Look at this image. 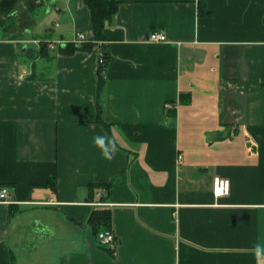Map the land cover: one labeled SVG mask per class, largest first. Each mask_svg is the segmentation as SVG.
<instances>
[{
    "label": "crops",
    "instance_id": "crops-1",
    "mask_svg": "<svg viewBox=\"0 0 264 264\" xmlns=\"http://www.w3.org/2000/svg\"><path fill=\"white\" fill-rule=\"evenodd\" d=\"M116 1L0 11V264H264V0Z\"/></svg>",
    "mask_w": 264,
    "mask_h": 264
},
{
    "label": "trees",
    "instance_id": "trees-1",
    "mask_svg": "<svg viewBox=\"0 0 264 264\" xmlns=\"http://www.w3.org/2000/svg\"><path fill=\"white\" fill-rule=\"evenodd\" d=\"M85 4L91 11L92 23H93V31L94 37L97 40H101L103 38L104 30L106 23L110 21L118 10V2L116 0H84ZM17 0H3L0 4V11L4 16L10 15L15 8ZM1 25V20H0ZM83 47V46H82ZM94 46L89 44L88 48L91 49ZM78 46H73L71 48H67L64 52L65 54H70L74 52ZM106 62V57L104 56V63L100 66L98 83L99 90H101L102 85L104 84V65ZM100 109V108H99ZM91 223L95 226H104L109 229L111 225V213L107 209L95 211L91 217ZM101 232L97 230L96 234Z\"/></svg>",
    "mask_w": 264,
    "mask_h": 264
},
{
    "label": "built area",
    "instance_id": "built-area-1",
    "mask_svg": "<svg viewBox=\"0 0 264 264\" xmlns=\"http://www.w3.org/2000/svg\"><path fill=\"white\" fill-rule=\"evenodd\" d=\"M87 41V36L83 33H80L77 35V42L78 43H84ZM149 41L153 43H161L166 41V36L163 33L160 32H152L149 36ZM99 55V63H104V53L100 50L98 52ZM167 108H171L170 104H167ZM231 191V184L230 181L227 179H222L220 177H216L213 182V192L216 197L226 196L229 195ZM9 199V193L6 188H3L0 190V202L2 203H8ZM100 244L103 247L108 248L113 254H116L117 252V239L115 234L110 231H101L98 233L97 236Z\"/></svg>",
    "mask_w": 264,
    "mask_h": 264
},
{
    "label": "clouds",
    "instance_id": "clouds-1",
    "mask_svg": "<svg viewBox=\"0 0 264 264\" xmlns=\"http://www.w3.org/2000/svg\"><path fill=\"white\" fill-rule=\"evenodd\" d=\"M94 143L101 148L102 155L105 159H113L114 153L116 151L114 144H112V146L109 148L106 138L99 136L94 138ZM255 253L257 257H260L261 255H264V249H261V247L258 245L255 249Z\"/></svg>",
    "mask_w": 264,
    "mask_h": 264
},
{
    "label": "rangeland",
    "instance_id": "rangeland-1",
    "mask_svg": "<svg viewBox=\"0 0 264 264\" xmlns=\"http://www.w3.org/2000/svg\"><path fill=\"white\" fill-rule=\"evenodd\" d=\"M1 24L3 25V26H5V27H8L9 25H8V20L7 19H5V20H1Z\"/></svg>",
    "mask_w": 264,
    "mask_h": 264
}]
</instances>
